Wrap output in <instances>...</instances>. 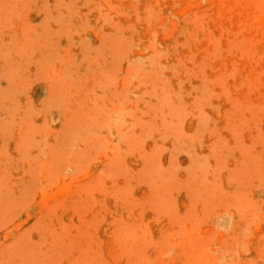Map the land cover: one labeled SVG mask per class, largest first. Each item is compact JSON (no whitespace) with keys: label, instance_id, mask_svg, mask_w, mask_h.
Here are the masks:
<instances>
[{"label":"rangeland","instance_id":"obj_1","mask_svg":"<svg viewBox=\"0 0 264 264\" xmlns=\"http://www.w3.org/2000/svg\"><path fill=\"white\" fill-rule=\"evenodd\" d=\"M0 37V264H264L263 0H0Z\"/></svg>","mask_w":264,"mask_h":264},{"label":"bare ground","instance_id":"obj_2","mask_svg":"<svg viewBox=\"0 0 264 264\" xmlns=\"http://www.w3.org/2000/svg\"><path fill=\"white\" fill-rule=\"evenodd\" d=\"M88 1V0H87ZM264 1V0H263ZM91 2V1H90ZM89 2V3H90ZM82 3H83V1H82ZM86 3V2H85ZM258 3H260V2H258ZM258 5H260V4H258ZM114 6H115V4H114ZM109 7V6H108ZM216 7H218V6H216ZM48 8V7H47ZM220 8V7H219ZM261 8V7H260ZM49 9V8H48ZM221 9V8H220ZM39 10V9H38ZM43 10H45L44 8H43ZM204 10V9H203ZM218 10V9H217ZM47 11H49V10H47ZM199 12V11H198ZM104 14V13H103ZM263 14V13H262ZM261 14V15H262ZM200 15V14H199ZM168 16V15H167ZM173 17V16H172ZM191 20V19H190ZM188 23H189V21H187ZM12 24V23H11ZM85 24V23H84ZM100 25V24H99ZM126 26V25H125ZM120 27V26H119ZM182 27V26H181ZM188 27V26H187ZM122 28V27H121ZM183 28V27H182ZM226 29H227V27H225ZM226 29H224L225 30V32H226ZM104 32V31H103ZM109 32V31H108ZM233 33H237V32H233ZM103 34V33H102ZM240 34V33H239ZM178 35V34H177ZM39 37H41V36H39ZM243 37V36H242ZM247 37V36H246ZM250 37V36H249ZM1 38V37H0ZM4 38V37H3ZM123 38V37H122ZM112 39V38H111ZM43 40V39H42ZM42 40H41V42H42ZM128 40V39H127ZM243 40V39H242ZM13 41V40H12ZM69 41V40H68ZM84 41V40H83ZM114 42H115V40H113ZM138 42V41H137ZM43 43H44V41H43ZM246 43V42H245ZM248 43V42H247ZM78 45V44H77ZM173 46V45H172ZM246 46H248V45H246ZM46 47V46H45ZM251 48V47H250ZM112 49V48H111ZM115 49H117V48H115ZM145 49H147V48H145ZM248 49V48H247ZM113 50V49H112ZM118 50V49H117ZM119 50H121V49H119ZM65 51V50H64ZM68 51V50H67ZM145 51V50H144ZM147 51V50H146ZM158 51V50H157ZM19 52V51H18ZM66 52V51H65ZM90 52V51H89ZM161 52V51H160ZM125 53V52H124ZM165 53V52H164ZM84 54V53H83ZM85 54H87V53H85ZM157 54V53H156ZM76 55V54H75ZM126 56V55H125ZM163 56V55H162ZM123 57V56H122ZM140 57V56H139ZM71 58H72V56H71ZM83 57H81V59H82ZM181 58V57H180ZM179 58V59H180ZM29 59V58H28ZM70 59V58H69ZM133 60V59H132ZM135 60V59H134ZM160 60V58L158 59V61ZM184 60V59H183ZM182 60V62H184ZM71 61H72V59H71ZM80 61V60H79ZM138 61H140V60H138ZM148 61V60H147ZM156 61V60H155ZM154 61V62H155ZM133 62V61H132ZM151 62V61H150ZM76 63V62H75ZM131 63V62H130ZM130 63H128V64H130ZM149 63V62H148ZM79 64V63H78ZM156 64V63H155ZM231 64V63H230ZM105 65V64H104ZM103 65V66H104ZM106 66V65H105ZM128 66V65H127ZM151 67H152V64L150 65ZM154 66V65H153ZM110 68V67H109ZM108 68V69H109ZM129 69V68H128ZM128 69H126V71H128ZM147 70V69H146ZM129 72V71H128ZM132 72V71H131ZM148 72H149V70H148ZM152 72V71H151ZM150 72V73H151ZM163 72V71H162ZM113 74H115V73H113ZM163 74V73H162ZM129 75V74H128ZM170 75V74H169ZM172 75V74H171ZM112 76V75H111ZM148 76V75H147ZM160 76V75H159ZM114 77V76H113ZM143 78V77H142ZM155 79V78H154ZM138 81V80H137ZM106 86H107V83L105 84ZM130 85H132V84H130ZM53 86V85H52ZM146 86V85H145ZM172 88V87H171ZM179 89V88H178ZM177 89V90H178ZM181 90V89H180ZM53 91V90H52ZM62 92V91H61ZM170 92V91H169ZM71 93H74V92H71ZM144 93H146V92H144ZM57 94H59L58 92H57ZM63 94V93H62ZM61 93H60V95H62ZM111 94V93H110ZM162 94V93H161ZM56 95V94H55ZM60 95H58V96H60ZM138 95V94H137ZM136 95V96H137ZM145 95V94H144ZM63 96V95H62ZM71 96V95H70ZM148 96H149V94H148ZM156 96V95H155ZM88 99H91V98H88ZM95 99V98H94ZM176 99V98H175ZM169 100V99H168ZM174 100V99H173ZM151 102V101H150ZM114 103V102H113ZM153 103V102H152ZM179 103H181L182 104V102L180 101ZM52 104V103H51ZM96 104H98V103H96ZM104 104V103H103ZM48 105V104H47ZM105 105V104H104ZM104 105H100V106H104ZM200 105V104H199ZM106 106V105H105ZM115 106V105H114ZM197 106V105H196ZM58 107H59V105H58ZM57 107V108H58ZM116 107H117V104H116ZM199 107H201V106H199ZM61 108V107H60ZM109 109V108H108ZM125 109V108H124ZM135 109H137V107L135 108ZM114 110H115V108H114ZM113 111V110H112ZM126 111V110H125ZM127 111H130V110H127ZM134 110H132L131 112H133ZM105 113V112H104ZM107 113H105V115H106ZM113 114V113H112ZM236 114V113H235ZM60 115V114H59ZM133 115V114H132ZM208 115V114H207ZM115 116V115H114ZM121 116H123V115H121ZM209 116V115H208ZM61 117V116H60ZM166 117V116H165ZM111 118V117H110ZM109 118V120L111 121V119ZM60 118L58 117V120H59ZM113 120V119H112ZM212 120V119H211ZM213 123H215V122H213ZM68 124V123H67ZM225 124H226V122H225ZM112 125V124H111ZM165 125V124H164ZM94 127V126H93ZM166 127V126H165ZM224 127V126H223ZM167 128V127H166ZM109 129V128H108ZM222 129H224V128H222ZM94 130V129H93ZM95 131V130H94ZM194 131V130H193ZM85 135V134H84ZM167 135V134H166ZM90 136H92V134L90 135ZM94 136V135H93ZM176 136V135H175ZM86 137H88V136H86ZM113 137H114V135H113ZM100 141V143L101 142H103V141H101V139L99 140ZM73 144V143H72ZM144 144V143H143ZM135 145V144H134ZM214 145V144H213ZM103 146V145H102ZM238 146V145H237ZM240 146V145H239ZM100 147H101V145H100ZM181 147V146H180ZM101 148H103L104 150H105V148H104V146L103 147H101ZM242 148V147H241ZM97 150H98V148H97ZM107 151V150H106ZM105 151V152H106ZM132 154H134V153H132ZM191 155V154H190ZM46 158V157H45ZM89 166V165H88ZM177 166V165H176ZM178 168H179V166H177ZM185 172V171H184ZM254 177V176H253ZM43 180V179H42ZM170 182V181H169ZM221 182V181H220ZM238 182V181H237ZM228 183V182H227ZM260 183V182H259ZM171 184H172V182H171ZM192 184V183H191ZM222 184V183H221ZM188 186V185H187ZM263 186V185H262ZM44 187V186H43ZM42 187V188H43ZM41 188V189H42ZM191 188H192V186H191ZM44 189V188H43ZM236 194V193H235ZM241 197V196H240ZM235 198H237V196L235 197ZM241 199H242V197H241ZM241 199H238V201H240ZM243 201H246V200H243ZM241 202V201H240ZM248 202H251L250 200L248 201ZM190 204V203H189ZM262 204V203H261ZM191 206V205H190ZM243 208V207H242ZM258 208V207H257ZM234 209H236V208H234ZM176 212H177V210H176ZM232 213V212H231ZM88 214V213H87ZM167 215V214H166ZM233 216V215H232ZM12 217V216H11ZM78 218H79V216H78ZM81 218V217H80ZM230 218V217H229ZM228 218V219H229ZM230 220L231 221H233L232 220V218H230ZM258 222V221H257ZM81 224V223H80ZM232 223L230 222V225H231ZM260 224V223H259ZM220 228H222V227H220ZM229 228V227H228ZM230 228H231V226H230ZM231 230V229H230ZM248 230V229H247ZM215 231V230H214ZM246 231V230H245ZM217 232V231H216ZM215 232V233H216ZM222 232H224L223 230H222ZM227 232V231H226ZM218 233V232H217ZM79 234V233H78ZM129 234V233H128ZM76 235V234H75ZM77 236V235H76ZM78 237V236H77ZM74 243H75V241H74ZM78 243V242H77ZM76 243V244H77ZM79 248V247H78ZM85 251V250H84ZM168 252V251H167ZM166 252V253H167ZM83 253V252H82ZM169 254V253H168ZM167 255V254H166ZM169 255H167V257H168ZM170 256H171V254H170ZM169 256V257H170ZM84 257H85V255H84ZM163 257V256H162ZM86 258V257H85ZM88 259H89V257H88ZM87 259V260H88ZM90 261V260H89ZM89 261L86 263V264H88L89 263ZM85 262V261H84ZM233 263V262H232ZM30 264V263H29Z\"/></svg>","mask_w":264,"mask_h":264}]
</instances>
